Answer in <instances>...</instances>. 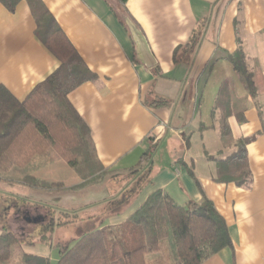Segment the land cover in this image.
I'll return each instance as SVG.
<instances>
[{
    "label": "crops",
    "instance_id": "1",
    "mask_svg": "<svg viewBox=\"0 0 264 264\" xmlns=\"http://www.w3.org/2000/svg\"><path fill=\"white\" fill-rule=\"evenodd\" d=\"M37 1L96 74L68 99L108 169L102 182L81 189L26 185L50 195L37 201L69 211L70 224L88 218L85 233L122 224L157 189L180 204L205 194L225 217L233 246L201 264H264V0H127L129 14L118 0ZM123 15L145 34L155 65L135 57ZM41 22L28 0L13 9L0 0V85L19 100L61 65ZM197 28L199 45L175 54ZM239 44L255 96L228 59ZM47 159L33 172L39 179L82 181L65 160Z\"/></svg>",
    "mask_w": 264,
    "mask_h": 264
},
{
    "label": "trees",
    "instance_id": "2",
    "mask_svg": "<svg viewBox=\"0 0 264 264\" xmlns=\"http://www.w3.org/2000/svg\"><path fill=\"white\" fill-rule=\"evenodd\" d=\"M1 1L13 9L20 0ZM28 1L39 26L41 21H46L44 41L61 65L34 86L24 100L17 99L0 85V180L46 191L81 189L100 183L108 169L99 163L89 125L68 99L72 90L95 79L96 74L50 15L39 10L37 0ZM118 1L121 9L129 14L124 5L127 0ZM202 36L201 30L195 29L186 47L177 48L175 54L182 48L191 52ZM228 59L248 92L255 96L257 88L240 44L235 52L228 54ZM154 147L155 144L148 148L142 160L151 157ZM48 157L65 160L82 181L67 185L63 181L39 179L33 172L38 161H46ZM11 200L14 208L20 202L28 203L26 198L18 201L5 198V201ZM33 202L45 206L37 200ZM45 207L51 209L48 205ZM4 217L0 216V264L10 259L12 245L20 240ZM162 239L169 240L168 253L174 264H201L218 250L233 246L227 221L212 199L204 194L200 202L180 204L166 191L157 189L122 224L91 229L64 246L55 263L49 256L40 254L24 253L21 259L23 264H148L147 255L162 250Z\"/></svg>",
    "mask_w": 264,
    "mask_h": 264
},
{
    "label": "rangeland",
    "instance_id": "3",
    "mask_svg": "<svg viewBox=\"0 0 264 264\" xmlns=\"http://www.w3.org/2000/svg\"><path fill=\"white\" fill-rule=\"evenodd\" d=\"M118 176L124 178L126 174ZM37 196L50 197L48 194L33 193L26 185H11L0 181V216H5L9 227L20 238L12 245L10 259L2 264H23L21 258L24 253L49 256L55 263L60 256L61 249L79 238L84 229L89 228L88 218L79 219L77 223L70 224L69 221L73 220L74 216H71L69 211L58 208L52 201L49 204L51 209L39 206L40 204L33 202L35 199L38 200ZM12 197L16 201L20 198L31 201L26 204L20 202L18 208H14L12 200L11 202L5 201V198L12 199ZM0 229H2L1 221ZM161 246L162 250L158 254L147 255L148 264H174L173 258L168 253L170 251L169 240L162 239Z\"/></svg>",
    "mask_w": 264,
    "mask_h": 264
},
{
    "label": "water",
    "instance_id": "4",
    "mask_svg": "<svg viewBox=\"0 0 264 264\" xmlns=\"http://www.w3.org/2000/svg\"><path fill=\"white\" fill-rule=\"evenodd\" d=\"M122 18L124 19L128 31L130 32V35L134 41L133 43L135 44L136 48L135 57H137V59H139L147 67L155 65L157 60L155 56H153L154 54L143 31H141L139 26L132 18H130V16L123 15Z\"/></svg>",
    "mask_w": 264,
    "mask_h": 264
}]
</instances>
